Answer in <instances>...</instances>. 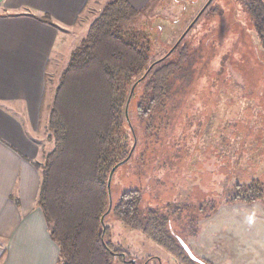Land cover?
<instances>
[{
    "label": "rangeland",
    "instance_id": "rangeland-1",
    "mask_svg": "<svg viewBox=\"0 0 264 264\" xmlns=\"http://www.w3.org/2000/svg\"><path fill=\"white\" fill-rule=\"evenodd\" d=\"M246 1L151 2L139 21L152 42L150 60L181 54L191 75L179 78L164 107L162 133L151 141L145 135L137 146L132 127L130 160L109 176L114 206L123 192L140 190L143 209L172 211L173 234L211 264H264V198L253 205L230 201L236 184L264 182V48ZM65 66L49 75L52 92ZM135 108L133 102L137 121ZM107 219L114 241L139 264H184L141 231Z\"/></svg>",
    "mask_w": 264,
    "mask_h": 264
},
{
    "label": "trees",
    "instance_id": "trees-1",
    "mask_svg": "<svg viewBox=\"0 0 264 264\" xmlns=\"http://www.w3.org/2000/svg\"><path fill=\"white\" fill-rule=\"evenodd\" d=\"M244 8L264 48V0H247ZM147 9L109 0L72 51L54 89L47 122L53 146L36 166L42 171L38 205L59 246L57 264H139L130 248L114 241L111 215L184 264H211L188 255L170 228L172 211L143 209L140 190L123 192L115 206L111 202L109 176L130 156L132 127L137 146L145 135L150 141L160 135L164 107L176 96L179 78L189 81L191 75L181 54L150 60L152 42L139 23ZM42 19L52 22L48 15ZM235 186L232 203L253 205L264 198V182Z\"/></svg>",
    "mask_w": 264,
    "mask_h": 264
},
{
    "label": "crops",
    "instance_id": "crops-1",
    "mask_svg": "<svg viewBox=\"0 0 264 264\" xmlns=\"http://www.w3.org/2000/svg\"><path fill=\"white\" fill-rule=\"evenodd\" d=\"M108 1L0 0V264L58 262L59 247L38 206L36 166L53 146L45 130L54 95L49 75L67 64L78 32ZM152 1L129 0L138 9Z\"/></svg>",
    "mask_w": 264,
    "mask_h": 264
},
{
    "label": "water",
    "instance_id": "water-1",
    "mask_svg": "<svg viewBox=\"0 0 264 264\" xmlns=\"http://www.w3.org/2000/svg\"><path fill=\"white\" fill-rule=\"evenodd\" d=\"M197 20V19H196ZM194 23H195V21H194ZM135 88V87H134ZM134 88L132 89V92H133V90H134ZM129 103H130V99H129V101H128V106H129ZM127 119H128V123H130V121H129V116H128V113H127ZM130 158V156L128 157V159ZM127 159V160H128ZM126 160V161H127ZM126 161H124V162H126ZM123 162V163H124ZM117 169V167H115L114 169H113V171H115ZM109 189H110V185H109ZM180 243L182 244V246L184 247V249L186 250V252L188 253V255L194 260V261H196V262H199V263H202V260H200L198 257H196L195 255H194V253L191 251V249H190V247H188L183 241H180Z\"/></svg>",
    "mask_w": 264,
    "mask_h": 264
},
{
    "label": "bare ground",
    "instance_id": "bare-ground-1",
    "mask_svg": "<svg viewBox=\"0 0 264 264\" xmlns=\"http://www.w3.org/2000/svg\"><path fill=\"white\" fill-rule=\"evenodd\" d=\"M192 251V250H191Z\"/></svg>",
    "mask_w": 264,
    "mask_h": 264
}]
</instances>
